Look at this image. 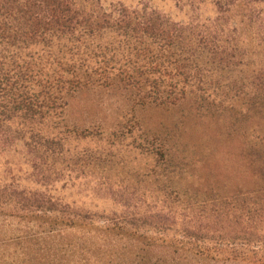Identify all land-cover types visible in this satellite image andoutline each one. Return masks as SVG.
Masks as SVG:
<instances>
[{
	"label": "trees",
	"instance_id": "trees-1",
	"mask_svg": "<svg viewBox=\"0 0 264 264\" xmlns=\"http://www.w3.org/2000/svg\"><path fill=\"white\" fill-rule=\"evenodd\" d=\"M173 1L188 20L102 0H0V160L20 154L36 187L1 185L0 215L62 235L80 228L101 243L59 237L48 252L0 264H264V0ZM203 7L214 14L203 17ZM95 86L182 119L224 122L223 134L242 143L243 181L215 178L168 131L151 140L158 171L96 184L95 196L118 210L58 200L71 169L102 165L71 156L64 125L69 101ZM79 248L95 262L76 259Z\"/></svg>",
	"mask_w": 264,
	"mask_h": 264
},
{
	"label": "rangeland",
	"instance_id": "rangeland-1",
	"mask_svg": "<svg viewBox=\"0 0 264 264\" xmlns=\"http://www.w3.org/2000/svg\"><path fill=\"white\" fill-rule=\"evenodd\" d=\"M102 1L107 6L122 4L130 8H152L175 21H186L191 15L190 10L173 0ZM199 12L203 17L214 14L211 7H203ZM64 125L68 137L66 147L71 156L94 154L102 162L95 170L71 169L67 174L70 181L62 182L53 192L58 200L73 202L79 210L100 214L118 210L110 202L105 204L95 196L96 189L100 188L96 184L108 180L120 184L122 179L137 173L158 171L163 161L156 155L159 146L152 148L151 140L153 137H163L168 131L173 142L181 148H188L191 160H199L200 166L208 164L213 176L225 181L229 187L241 183L242 177L246 176L244 163L239 156L242 143L236 137L227 138L223 134L224 122L182 119L179 111L167 112L150 105L141 107L127 93L97 86L81 89L69 101ZM252 127L262 131L257 119L253 120ZM31 173L27 161L20 154H7L0 160V186L36 188L32 184ZM139 208L155 209L144 201L140 202ZM50 231L40 221L17 220L0 215V256L8 260L11 255L26 254L32 259L44 250L48 252L50 242L59 237L64 238L65 243L72 240L80 246L101 244L94 233L80 228L65 235ZM74 256L95 262L93 254L80 248Z\"/></svg>",
	"mask_w": 264,
	"mask_h": 264
}]
</instances>
